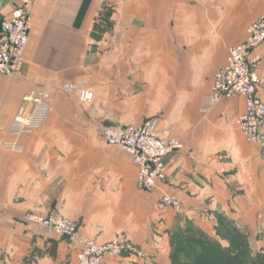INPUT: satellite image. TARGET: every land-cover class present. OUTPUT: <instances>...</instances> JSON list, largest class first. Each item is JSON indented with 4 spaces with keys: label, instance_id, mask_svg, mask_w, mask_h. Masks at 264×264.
Listing matches in <instances>:
<instances>
[{
    "label": "crops",
    "instance_id": "0c3cea01",
    "mask_svg": "<svg viewBox=\"0 0 264 264\" xmlns=\"http://www.w3.org/2000/svg\"><path fill=\"white\" fill-rule=\"evenodd\" d=\"M20 3L0 0V29ZM29 6L24 67L0 78V264H79V242L27 219L50 210L75 219L86 237L125 239L146 252L108 255L101 264H172L171 231L185 216L209 225L219 213L242 223L252 248L264 251V156L237 123L245 98L204 109L214 73L264 14V0H30ZM104 8L113 10L112 26L99 36L95 24ZM252 54L260 59L256 89L264 101V41ZM64 82H82L93 99L64 91ZM45 90L53 109L46 122L12 133L16 113L32 111L27 94ZM151 117L184 147L166 157V180L148 192L138 185L131 156L108 143L98 124ZM165 193L178 198L180 211L157 208Z\"/></svg>",
    "mask_w": 264,
    "mask_h": 264
},
{
    "label": "built area",
    "instance_id": "2783aa9c",
    "mask_svg": "<svg viewBox=\"0 0 264 264\" xmlns=\"http://www.w3.org/2000/svg\"><path fill=\"white\" fill-rule=\"evenodd\" d=\"M30 0L16 4L13 14L1 21L0 29V78L23 69L25 49L29 43L31 28ZM248 37L228 49L226 63L214 73L211 93L205 98V110L220 100L242 95L246 110L238 117L237 123L249 142L260 147L264 156V101L257 94L256 84L260 81L257 69L260 59L252 52L264 41V14L253 20L247 28ZM66 92H76L82 101L89 102L94 94L82 82H64ZM48 91L30 92L25 101L32 105L30 113H16L12 123V133L22 134L43 125L52 112ZM157 117L141 123L111 126L104 124L101 135L104 139L126 151L137 166V180L141 189L148 192L159 187L166 180L168 164L166 157L184 147L182 138L161 134ZM10 148L17 149L15 142H8ZM171 207L180 211V201L175 195L165 193L157 201V208ZM27 219L37 223L45 233H57L72 242H79V264H101L108 255L123 256L125 252L138 256L146 255L144 249L129 241L111 238L100 242L82 234L76 220L64 213L50 210L48 214L31 213Z\"/></svg>",
    "mask_w": 264,
    "mask_h": 264
},
{
    "label": "trees",
    "instance_id": "16d2710c",
    "mask_svg": "<svg viewBox=\"0 0 264 264\" xmlns=\"http://www.w3.org/2000/svg\"><path fill=\"white\" fill-rule=\"evenodd\" d=\"M112 12V8H104L99 13L100 22L95 24L99 36L112 26V22L109 20ZM232 229V235H222L230 240V245L224 246L214 241L202 229H198V235L196 233L188 235V244L197 249L189 264H264V251L253 252L249 248L246 235L236 227ZM173 259L172 263L175 264Z\"/></svg>",
    "mask_w": 264,
    "mask_h": 264
},
{
    "label": "rangeland",
    "instance_id": "374dc122",
    "mask_svg": "<svg viewBox=\"0 0 264 264\" xmlns=\"http://www.w3.org/2000/svg\"><path fill=\"white\" fill-rule=\"evenodd\" d=\"M186 88L188 90V87ZM133 123H136V121H133L132 123H128V124H133ZM104 124H107V123L101 122V121L99 122L98 127L100 128V130ZM216 218L217 219H209L208 220L209 225H206L205 223H202L199 220L194 221L189 216H185L184 223H182L180 227H176L174 230H172L169 236L170 237L169 252H170L171 261H172V258H174L173 260L175 261V264H189L191 262V260L195 256V253L197 252L196 251L197 249L191 247L188 244L187 236L191 234H195V233L198 235V229H202L203 231H205L209 236L212 237L214 241L219 242V244L223 246L230 245V240L228 238H225V236H222V235L224 234L232 235L233 227L240 229L244 233V235H246L249 241V235L246 234V230H244V228L242 229V226H241L242 223L236 221L234 218H227L224 214H221V213L217 214ZM249 248L252 249L253 252L258 251L257 249L252 248L250 242H249Z\"/></svg>",
    "mask_w": 264,
    "mask_h": 264
}]
</instances>
